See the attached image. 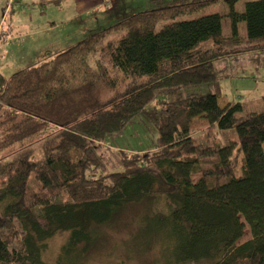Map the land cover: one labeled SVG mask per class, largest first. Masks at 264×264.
I'll return each mask as SVG.
<instances>
[{"label":"trees","instance_id":"trees-1","mask_svg":"<svg viewBox=\"0 0 264 264\" xmlns=\"http://www.w3.org/2000/svg\"><path fill=\"white\" fill-rule=\"evenodd\" d=\"M217 1L153 0L136 13L106 12L108 22L96 32L0 74V264H46L57 233L67 236L59 264H71L95 245L101 226L138 204L147 211L129 243L137 242L138 256L152 252L149 264H264V96L251 110L219 107L213 94L200 93L216 80L217 60L264 51V0L263 9L244 13L223 0L229 35L217 13L190 17ZM240 21L254 25L250 39L237 34ZM177 87L194 93L145 112L156 94ZM139 116L157 133L153 167L90 176L102 173L92 143ZM195 119L226 125L236 136L211 150L226 174L224 202L210 189H194L195 175L178 167L192 157L186 153L195 146ZM245 227L251 238L241 241Z\"/></svg>","mask_w":264,"mask_h":264},{"label":"rangeland","instance_id":"rangeland-1","mask_svg":"<svg viewBox=\"0 0 264 264\" xmlns=\"http://www.w3.org/2000/svg\"><path fill=\"white\" fill-rule=\"evenodd\" d=\"M89 1L86 2V5L90 4ZM75 4L76 0H46V2L37 0L35 5L24 6L27 11L10 12L7 20L15 13L21 22L20 24H23L26 19L28 20L30 8L35 11L38 9L37 13H44V17H40L41 22L55 19L56 26L53 31L48 33H37L33 37L34 39L47 36L50 42H54V45L61 41L74 43L77 41L75 40L76 37H84L80 35L85 31L90 34L93 32L89 31L96 32L99 30L97 27L98 19L105 15L98 12V5L80 13ZM261 7V0H239L234 4L233 10L245 12L258 10ZM213 13L221 16L222 33L229 35L231 33L230 10L223 0L198 9L190 17L196 18ZM92 28L94 29L90 30ZM20 31L24 32V29L21 28ZM35 31L40 32L41 30L34 29L30 33ZM236 31L240 37L250 39L255 33V28L253 24L240 21L236 23ZM258 49L254 47L244 50L238 55L221 58L214 62L213 66L218 74L217 78L214 82L203 86L200 93L213 94L219 107L241 103L246 109L259 108L262 102L261 98L264 96V51H258ZM14 64L12 62L8 64V61L0 53V69L6 76L30 63L24 64L20 68L17 64L14 68ZM193 93L194 90L190 87H177L162 91L154 96L144 110L145 112L159 110L161 104L184 99ZM156 136L153 123L146 116H139L127 123L119 133L106 135L100 141H94L92 147L99 165L102 166V173L97 175L94 170L89 175L98 178L103 176L102 174L121 172L131 166L153 167L149 155L155 151ZM191 136L195 146L186 154L192 157L187 161L181 159L178 162V167L183 174L192 172L195 175L194 189L198 191L210 189L220 202H224L228 196L227 178L225 172L216 167V159L211 150H215V146L226 145L228 142L236 140V136L233 130L226 125L218 127L214 121L199 119H195L191 125ZM238 162V158L232 159L235 176L239 175ZM35 189L36 186H33L32 190ZM147 206L148 204L127 206L110 223L98 229L99 236L95 245L85 254L80 253L79 258L71 264H149L153 261L155 256L150 250L144 251L141 256H138L136 255L139 250L137 242L132 239V242L129 243L136 221L146 213ZM16 230L21 235L17 226ZM259 235H264V221L259 227ZM66 237L64 233H57L49 241L43 254L46 264H59V256L62 254L61 246L65 243ZM250 238V232L245 227L241 241ZM13 242L15 243V240H12ZM138 242L149 247L144 241Z\"/></svg>","mask_w":264,"mask_h":264},{"label":"crops","instance_id":"crops-1","mask_svg":"<svg viewBox=\"0 0 264 264\" xmlns=\"http://www.w3.org/2000/svg\"><path fill=\"white\" fill-rule=\"evenodd\" d=\"M42 1L46 2V0ZM87 1L89 0H76L77 11L81 13L98 5V12L105 14L98 19V29L105 26L108 22L106 12H118L122 10L123 12L136 13L146 10L153 2V0H90L89 3L91 5H86ZM36 2L37 0H0V53L8 61V64L10 62L15 63L14 68L16 64L20 68V66L30 63L34 57L48 52L53 55L59 50L70 47L73 44L71 43L72 41H61L54 45V42H50L47 36L34 39L33 37L37 33H48L53 31L56 26L55 19L41 22L40 17L43 18L44 13H37L38 9L35 11L33 8H30L28 20L26 19L23 24H20L21 22H19L15 13L7 20L9 14L12 12L17 10L25 11L24 6H28V4L35 5ZM21 28L24 29V32L20 31ZM34 29L41 31L30 33ZM86 32L80 36H85ZM78 38L80 37H76L75 40H78ZM0 74L6 76L1 69Z\"/></svg>","mask_w":264,"mask_h":264},{"label":"bare ground","instance_id":"bare-ground-1","mask_svg":"<svg viewBox=\"0 0 264 264\" xmlns=\"http://www.w3.org/2000/svg\"><path fill=\"white\" fill-rule=\"evenodd\" d=\"M234 1H235V3H237L239 0H234ZM235 3H233V6H234ZM209 5H210V4H209ZM261 9H263V4H262V7L260 8V10H261ZM245 12H247V11H245ZM237 13H244V12H237ZM56 53H57V52H56ZM56 53H55V54H56ZM12 73H13V72H12ZM10 74H11V73H10ZM10 74H9V76H10Z\"/></svg>","mask_w":264,"mask_h":264}]
</instances>
